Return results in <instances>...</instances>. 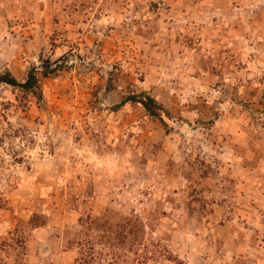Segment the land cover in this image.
I'll list each match as a JSON object with an SVG mask.
<instances>
[{
	"label": "rangeland",
	"instance_id": "1",
	"mask_svg": "<svg viewBox=\"0 0 264 264\" xmlns=\"http://www.w3.org/2000/svg\"><path fill=\"white\" fill-rule=\"evenodd\" d=\"M30 70L0 264H264V0H0V75Z\"/></svg>",
	"mask_w": 264,
	"mask_h": 264
},
{
	"label": "trees",
	"instance_id": "2",
	"mask_svg": "<svg viewBox=\"0 0 264 264\" xmlns=\"http://www.w3.org/2000/svg\"><path fill=\"white\" fill-rule=\"evenodd\" d=\"M5 84L11 87H21L28 91H33L32 89L37 85V80L35 78L34 70H30L26 79L23 82H18L15 80L8 72L0 75V85ZM143 105V108L154 115L153 112L148 107L149 104H153L152 99H148V102H139Z\"/></svg>",
	"mask_w": 264,
	"mask_h": 264
}]
</instances>
